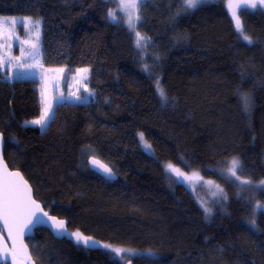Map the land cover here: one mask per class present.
Returning a JSON list of instances; mask_svg holds the SVG:
<instances>
[{
  "label": "trees",
  "instance_id": "16d2710c",
  "mask_svg": "<svg viewBox=\"0 0 264 264\" xmlns=\"http://www.w3.org/2000/svg\"><path fill=\"white\" fill-rule=\"evenodd\" d=\"M226 1L184 12V0H143L138 30L150 39L142 57L122 20H109L113 0H0V16L43 18L63 30L69 71L88 68L93 94L57 105L36 144L0 79L4 160L49 214L68 222L62 240L44 229L27 240L36 264H123L77 243L76 232L145 252L131 264H264V211L255 209L264 205V6L239 10L247 44ZM140 133L153 155L141 148ZM89 157L117 179L91 172ZM231 158L251 181L241 195L223 180ZM169 162L222 184L227 202L207 214L166 171Z\"/></svg>",
  "mask_w": 264,
  "mask_h": 264
},
{
  "label": "rangeland",
  "instance_id": "374dc122",
  "mask_svg": "<svg viewBox=\"0 0 264 264\" xmlns=\"http://www.w3.org/2000/svg\"><path fill=\"white\" fill-rule=\"evenodd\" d=\"M113 1L116 3V11H113L117 16L116 21H119V19L122 20L123 24L127 27L128 31L132 35L135 48L141 53V56L144 57L147 53L149 40L143 41L142 46L137 47L135 33L129 29L127 25V18L118 6V0ZM211 1L215 0H202V2L199 3L197 6ZM184 2L186 4V0H184ZM229 2L230 0H227L225 5L228 10V14L232 20L234 29L240 35V33L236 29L235 20L232 17V12L228 7ZM231 3H239L241 5H244L245 0H231ZM262 6L264 5H261L259 3V0H257V7L263 8ZM192 9L186 7V10L184 12ZM239 10L240 7H237L236 14L240 19ZM6 18H8L9 20L15 19L17 21L16 25L13 26L10 23L3 24V21ZM109 20L112 22H116L113 21L110 17ZM35 21H39L38 26H34L33 22ZM138 24L139 22H137L136 24L137 31H139ZM36 27H38L39 29V55L34 61L30 56H22V50L29 49L30 44L36 42ZM16 37H19V39H16ZM240 37L243 40L241 35ZM21 41H29V43L22 44ZM243 41L249 44L247 41ZM67 52L68 37L63 32V30L55 23L43 18H32L25 16H0V58H4L7 61L13 57H21L19 61L21 65L35 64V66L31 68L23 66L17 67V61L11 60V63H5L3 66H0V78L2 77L1 80L8 82L11 85L13 91V102L15 101L14 106L15 109H17V112L15 110L14 113L15 115H18L16 113L20 114L19 117L23 123L29 121V117H32V120L40 118L39 114H41L43 109L41 95L42 91L44 93L43 99L50 101L52 104V109L49 112V119L47 120L45 126L51 120L54 113V109L57 105L66 102L84 103L89 101L90 97H92L93 94L87 87L86 83L89 71L86 74L77 72V69L74 72H70L67 64ZM59 68H64L65 72L58 73L54 71L55 69ZM143 71L146 73L147 69L144 68ZM85 75L86 78H84ZM69 93H76V95L79 96L80 99L69 95ZM158 93L160 94V92ZM57 97L60 98L57 99ZM118 140L120 142L125 141L123 137L118 138ZM144 140L150 145V143L146 140L145 136ZM138 141L141 148L146 153L153 155L154 151L152 146L150 145V150L145 148L144 142L140 140V134L138 136ZM232 159L233 158L229 159L226 163L223 174V180L229 184H232L235 187L237 194L241 195L240 193L248 191L251 184L240 185L238 182L235 181V178H232L231 180L229 179L227 169L229 168ZM173 166L180 169L181 172H183L186 176L190 177V179L185 180L183 176L178 177L175 173H171L167 170L166 171L174 180L182 183L193 194V196L196 198V200L204 211L205 208L210 209L209 212L205 211L207 214H210L216 206L223 205L227 202V191L222 184L217 183L213 180L203 178L201 174L197 171H185L179 166ZM239 172L240 167L237 170L238 176H240ZM200 177L203 178V181H212L214 183H203L199 179ZM241 180L243 179L241 178ZM216 185H218L219 188L223 189V194L218 192ZM257 204L258 203H255V209ZM73 238L75 241H77L75 235H73ZM80 242L82 243V245L85 246L100 247L101 249L109 252L115 260H118L123 264H127L128 262H130L133 257L145 255V252H139L131 249L120 248L110 245V247L105 248L104 245L107 244L97 245L90 241L85 244L83 240H80ZM112 248H120L124 251L117 255L111 250Z\"/></svg>",
  "mask_w": 264,
  "mask_h": 264
},
{
  "label": "snow or ice",
  "instance_id": "6c2138e0",
  "mask_svg": "<svg viewBox=\"0 0 264 264\" xmlns=\"http://www.w3.org/2000/svg\"><path fill=\"white\" fill-rule=\"evenodd\" d=\"M202 0H186L187 8L192 9L197 7L199 3H201ZM143 3V0H118V6L121 9V11L125 14L127 18V25L131 31L135 33L136 37V45L137 47L142 46V42L146 41L150 38L142 35L139 31L136 30V24L140 21L141 17L138 14L139 6ZM259 3L261 5H264V0H259ZM251 7L255 8L257 7V0H245V4L241 5L239 3L233 4L231 3V0L229 2V9L232 12V17L235 20V25L237 31L242 36L243 40L247 41L249 44L252 43V40L249 36L245 35L243 32V27L241 24V21L239 17L236 14V8L240 7L241 10L244 9V7ZM108 16L113 20H117V16L115 12L109 11ZM11 24L16 25L17 21L15 19L9 20L6 18L3 21V24ZM34 26H38L39 21L33 22ZM16 39H19V37H16ZM22 44H27L29 41H21ZM27 55L32 57V59L35 61L36 57L39 55V29L36 27V42L30 44V48L26 50H22V56ZM21 57H13L9 60H5L4 58H0V66H3L5 63H11V60L17 61V67H34L33 65H21L19 63ZM54 71L58 73H64V68L55 69ZM79 73L86 74L89 70L87 68L83 69H77L76 70ZM86 78V75L85 77ZM158 90L160 92L161 96H164V91L162 88H159ZM42 103H43V109L40 114V118L32 121H26L25 123L33 124V125H40L42 128L45 126L47 120L49 119V112L52 109V104L50 101L43 99L44 93L42 91ZM69 95L76 97L77 99H80L79 96L76 95V93H69ZM60 97H57L59 99ZM140 140L144 142L145 148L149 149L151 146L144 140L143 133H140ZM93 164H96L99 167H102L105 172L111 173V169L108 168L106 165H99L98 161L93 160ZM166 170L175 173L176 176L180 177L183 176L185 180H189L190 177L186 176L183 172H181L180 169L174 167L170 162L165 165ZM240 167L239 161L236 158H233L230 162V166L227 169V173L229 174V179L235 178V181L238 182L240 185H247L250 184V180H241L240 176L237 175V170ZM198 175V174H197ZM20 174L18 172L15 173H7L4 177H0V219H3L5 222V226L8 228L9 233H12L13 229L17 230V232H23L24 229L28 228L29 225L35 223H47L46 220L43 219V217H47L48 220L53 221V224L50 226L55 227L58 230H64V221H56L55 217L48 216V213L43 212V209L40 208V205L36 203L35 200H33L30 196V188L27 186L26 182H23V184H19L16 182L14 178L19 177ZM203 183L207 184H213L212 181H203V178H199ZM260 186L264 187V180L260 181ZM216 188L219 193L223 194V189L219 188L218 185H216ZM226 198V197H225ZM257 211H264V205L257 204L256 205ZM206 212H209L210 209L205 208ZM40 212L42 215L37 216L36 213ZM27 217L26 219H21L22 217ZM33 217H35V221H33ZM249 223L252 225V227H256L255 220L249 221ZM70 235H75L76 239L83 240L85 244H87L90 240V238L82 237L79 232L71 233ZM105 248L110 247L109 245H104ZM114 253L119 255L123 249L120 248H112L111 249ZM13 259L15 262V253H13Z\"/></svg>",
  "mask_w": 264,
  "mask_h": 264
},
{
  "label": "water",
  "instance_id": "95a60500",
  "mask_svg": "<svg viewBox=\"0 0 264 264\" xmlns=\"http://www.w3.org/2000/svg\"><path fill=\"white\" fill-rule=\"evenodd\" d=\"M3 147L4 139L0 133V177H4L7 173L18 172L20 176L14 178L16 182L19 184H23V182H26L27 186L31 190V198L40 205V208L43 209V212L48 213L43 208L42 204L34 198L33 190L30 184L24 179L23 175L17 170L9 169L3 157ZM93 160L98 161L99 165H105L98 158L89 157L87 159V167L91 172L109 181H115L117 179L115 173L112 170L111 173L105 172L102 167L93 164ZM36 215L41 216L42 214L40 212H37ZM48 216L55 217L56 221H64V230H58L55 227L50 226L53 224V221L48 220L47 217H43V219L46 220L47 223L34 222L33 224L29 225L28 228L24 229L22 233L17 232V230L15 229H13L12 233H9L8 228L5 226L4 220L0 219V264H36L31 256L29 246L27 245V240L34 237L36 230H47L56 240H62L69 234L68 222L66 220L58 218L57 216L51 215L49 213ZM26 218L27 217L25 216L21 219L23 220ZM32 219L33 221H35V217H33ZM13 253H15V262L13 259ZM127 264H131V262H128Z\"/></svg>",
  "mask_w": 264,
  "mask_h": 264
},
{
  "label": "crops",
  "instance_id": "0c3cea01",
  "mask_svg": "<svg viewBox=\"0 0 264 264\" xmlns=\"http://www.w3.org/2000/svg\"><path fill=\"white\" fill-rule=\"evenodd\" d=\"M68 59V58H67ZM67 64H68V61H67ZM68 68H69V64H68ZM67 68V69H68ZM2 79V77L0 78ZM14 99V97H13ZM13 99L11 100V110L14 114V117L17 119V121L27 130V132L29 133V135L31 136L32 140L34 141V143L36 144H39L41 142V139H42V132H43V128L40 126V125H33V124H26V123H23L21 120H20V117H19V113H16L18 115H15V110L17 112V109H15V101L13 102ZM40 116V114H39ZM32 117H29V121H32L31 119Z\"/></svg>",
  "mask_w": 264,
  "mask_h": 264
}]
</instances>
